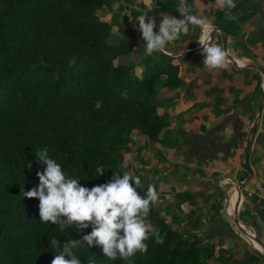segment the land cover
Listing matches in <instances>:
<instances>
[{
	"label": "trees",
	"instance_id": "1",
	"mask_svg": "<svg viewBox=\"0 0 264 264\" xmlns=\"http://www.w3.org/2000/svg\"><path fill=\"white\" fill-rule=\"evenodd\" d=\"M134 2L0 0V264H212L203 238L163 216L149 168L125 178L134 131L173 145L158 104L184 85L177 58L153 42L136 52L153 11L130 9L136 27L111 40L100 12ZM254 11L226 3L214 25L235 37Z\"/></svg>",
	"mask_w": 264,
	"mask_h": 264
},
{
	"label": "crops",
	"instance_id": "2",
	"mask_svg": "<svg viewBox=\"0 0 264 264\" xmlns=\"http://www.w3.org/2000/svg\"><path fill=\"white\" fill-rule=\"evenodd\" d=\"M178 1L179 4L175 5L174 0H148V11H153L152 15H148V49L152 46L151 42L153 45L155 44V35L161 28L181 24L183 7L186 18L180 26L181 29L173 27L161 33L158 43L163 51L172 55L190 50L186 52L188 56L185 59H181L183 56L176 59V63L180 66V76L184 85L174 90H162L163 96L158 104V107H164L163 111L158 110V112L165 116L169 123L166 130L169 132L175 130L177 133V137L174 136L175 139L170 137L169 140L175 145L162 146L160 143L155 146L149 145L150 148L159 146L162 152H168L159 154L160 161L157 157L158 153L156 158L153 154L148 156L155 160L154 164H160L164 170L165 177L167 176L166 181L171 184L168 188L173 190L174 186L173 196L176 195V202H179L175 203V206L181 209L179 211L173 207L172 209L182 220L184 219L180 230L185 229L197 233L203 238L201 244L213 249L210 258L212 264H264V257L258 255L254 249L256 248L255 244L245 234H242L244 237L238 234L232 224L222 218L223 208L220 207L222 193L225 192L222 187L228 184L226 180L233 182L235 176L244 175L242 159L239 158L242 147L245 145L241 138L244 136L245 141L247 140L250 128L248 119L251 115H255L260 103L262 74L254 68L236 67L226 58L224 50L220 52L217 46L211 55H209L211 45L205 55H198L193 50L197 46L199 38L203 42V46H207L208 40H204L207 32L204 31L201 34L203 26H215L214 20L219 11L224 9L226 3L231 8L236 1L241 0ZM252 1L255 4L254 15L239 26L237 36L233 37L227 34V51L235 57L236 62L243 60L245 63L246 59L247 62H253L264 68L262 64L264 57V0ZM154 10L156 11L154 12ZM247 11L250 12L251 8ZM235 18L233 17V20ZM143 35L145 37V34ZM215 35L221 39L219 32H215L213 37ZM144 37L141 35V38ZM244 63L239 65H244ZM258 84L261 89H258ZM218 119H222L225 123L220 129H215L213 127L219 123L216 125L214 123ZM259 131L256 138L260 137ZM245 132L247 133L245 134ZM138 138L144 140V143L141 145L139 142L135 143L134 139L137 138L133 137L134 144L137 145V148H142L147 139L143 135H139ZM254 146L250 152H253ZM200 152L203 155H198ZM145 166L150 168L147 164ZM256 167L258 168V166ZM250 168L252 170L251 177L257 175L252 164H250ZM158 169V174L163 173L162 169L159 167ZM259 169L264 171V166ZM220 173L228 175V178L225 180L218 178L217 180ZM149 174L151 175V173ZM177 174V178L174 179ZM255 181L264 182V178L257 176ZM156 184L151 175V178L148 179V186L152 187ZM233 186L226 205V212L230 216H233L228 212L229 202L234 191ZM184 192L185 194L179 195ZM202 193L205 202L201 200L200 194ZM166 196L168 203H174L171 202L174 199L171 194H166ZM239 200L238 196L233 198L234 211H236ZM248 201L255 216L251 224L264 242V202L256 196ZM168 209L170 214L174 213L170 206ZM208 215L213 218L212 221L208 220ZM198 217L200 220L197 221L199 229H187V222L191 218ZM247 229L254 231L249 227ZM223 230L226 235L220 234ZM218 256H221L223 261L217 259Z\"/></svg>",
	"mask_w": 264,
	"mask_h": 264
},
{
	"label": "rangeland",
	"instance_id": "3",
	"mask_svg": "<svg viewBox=\"0 0 264 264\" xmlns=\"http://www.w3.org/2000/svg\"><path fill=\"white\" fill-rule=\"evenodd\" d=\"M133 8H137V9H139L141 11L147 10L148 9V0H135L134 4H128V5L126 4L125 9L124 10H121V11H119V9H118V4L117 3H114V4L111 5L110 8L103 9L100 12L101 18L104 19V20L109 21L112 24V32H111V37L110 38H111V40L113 41L114 44L116 43V41H119V38L121 37V35L123 34V32L127 28H135L136 27L135 25H136V21H137L138 17L135 16V15H133V13L130 14V9H133ZM260 8H262V7H260ZM117 14H122V16L123 17H126V18H119V17L116 18V15ZM141 20H143V22H144L143 23L144 24L143 25L144 32L141 35L144 37L143 34H145V37L144 38H141L140 37L141 38L140 39L141 41L139 39H137V42L139 43V46H141V48H138L136 50L137 53H140L141 50L143 51L144 49L148 48V19L145 18V17H142ZM204 37H205L204 38L205 41L208 40V34H205ZM210 45H211L212 48H211V50L209 52V55H211V53H213L216 50V46H217V48L219 49L220 52H223L222 40L220 39V37H218V36L215 35L213 37V40L210 42L209 47H210ZM159 46H160V44H159ZM154 47L156 48L155 44H154ZM204 48L205 47L203 45L200 47V49H204ZM126 57L127 58L130 57V55L129 56H126ZM133 57L135 58V56H133ZM130 59H132V58H130ZM237 63L238 64H241V63H244V62H237ZM262 64L264 65V57H263V60H262ZM136 70L139 71L140 70L139 67H136ZM260 94H259V96H260ZM257 108H258V106H257ZM158 110L163 111L164 110V107L160 106V107H158ZM256 112H257V109H256ZM263 112H264V109H263ZM253 117H254V114L251 115L250 118L248 119V124L251 125V123L253 121ZM221 120L222 119H218L214 123V125H216L218 123L219 124L216 125V126H214L213 128L220 129L222 127V125L225 123V121H223V120L221 121ZM261 122H263L262 116H261V120H260L259 129H261ZM165 133H166L165 136L167 137V139H169L170 137H173L175 139L174 136L177 137V133H176L175 130H170V132H169V131H167L165 129L164 132L161 133V137L162 138H164L163 135ZM246 133L247 132H245V134ZM132 135H133L134 138L135 137L137 138V139H134L135 140V143L136 142H139L140 145L144 143L143 142L144 140H142L141 138H138L139 135L136 132H133ZM263 137H264V135H263ZM241 139L244 141V144H245L246 141H245L244 136ZM255 143L256 144H254L255 146L253 147V152H250V155H249V165L252 164L255 167V170L257 171L256 172L257 175L256 174L253 175L250 178V180H248L245 184H243L240 187V190L242 191V193L244 195L245 201H242V203L240 205V210L238 212V217L241 219V221L246 222V223H252L254 221V219H255V216L253 215V212H252V208H251L250 203L248 201L250 199V197H247L246 196V193L256 183H258L257 181H255V180H257V176L258 177L261 176V178H264V171H262V169H259L258 170V168H262L264 166V141H262L260 139V137H257ZM173 145H175V144H173ZM243 148H245V145H243V147H242V152H243ZM176 151H175V153H176ZM163 152L165 153V151H163ZM163 152L159 148V146L158 147H155V148H153V147L150 148L147 142L143 145L142 148H137V145L136 144H133V146L131 148V152L126 156L127 161L130 164V167L127 169V171L125 173V178H127V179L130 178V177L133 178L134 175H136L137 170H138V172H142V169H143V171L146 170V169H148V167H146L145 165L146 164L149 165L150 166V168H149L150 171L149 172L152 171V173H153V174H151L152 175V178H154L155 179V183H157L156 185H154L152 187L149 186L151 192L154 193V194H157V197H156V199H155L154 202L156 204H158V206L162 209L163 216L164 217H168V219H170V215H169L170 212L168 211L169 209H166V208H168L170 206L171 209L173 207V209H175L176 211H179L181 209L180 207H176L175 206V203H179V202H176L177 201V198H175L176 195H175V197L173 196L174 195L173 194V192H174V186L172 187L173 190H171V189L168 188V187L171 186V184L169 183V181L168 182L166 181L167 176L165 177L164 170L160 167V164H156V163L154 164V161L155 160L153 158H150L148 156L149 154H153V156L155 155V158H156V155L158 153V156L157 157H158V160L160 161L159 154H164ZM167 152L168 151H166V153ZM242 152H241L239 158L242 159L241 161L243 163ZM199 154L203 155V153H201V152L198 153V155ZM169 160H171V159H169ZM256 166H258V168ZM158 167L160 169H162L161 171H163V173L158 174V171H159ZM156 169H158V170H156ZM174 170H176V169H174ZM242 170H244L243 167H242ZM242 170H241V172H242ZM154 172H157V174H154ZM258 172H259V174H258ZM142 174H143L142 175L143 176V179L146 181V182H143L142 184L143 185H148V179L151 178V175L147 171L142 172ZM177 176H178V174L175 176L174 179H176ZM227 176L228 175H226V174L223 175L222 173H220L219 176H217V180H218V178L225 180V179L228 178ZM243 177H244V175H237V176H235V178H233L234 179V180H232L233 182H231L229 180H226L228 184L230 183V185L226 184V185H224L225 187L223 186L224 188L222 187V190L225 191V192L222 193V199H221V202H220V207L223 208L222 218L228 220L230 222V224H232L234 230H236V232L238 234H241V233L238 230V226H236V224L234 223V218L231 217V216H229L227 214V212H226V205H227V200H228V197L230 195V190H231V188H229V187L240 183L242 181L240 179L243 178ZM224 184H225V182H224ZM263 184H264V182H263ZM233 190H234L233 191V196L231 198V201L229 202V207H228V212L231 215H234L233 213H234V210H235L234 209L235 206L233 204V198H235L237 196L235 194V187L234 186H233ZM171 191H172V193H171ZM166 194H171L172 195V197L174 199L171 202H174V203H168V197L166 196ZM200 197L202 198L201 200L204 201L203 193L200 194ZM238 197H240V196H238ZM175 210H173V212L176 213ZM208 220L209 221H212L213 218L210 217V215H208ZM183 221H184V219H183ZM187 229H191V230L199 229L198 223H197V221L194 218H191L189 220V222H187ZM179 230H180V227H179ZM224 230L222 232H220L221 235H226V233H224ZM247 244H248V241H247ZM259 255H261V254H259Z\"/></svg>",
	"mask_w": 264,
	"mask_h": 264
},
{
	"label": "water",
	"instance_id": "4",
	"mask_svg": "<svg viewBox=\"0 0 264 264\" xmlns=\"http://www.w3.org/2000/svg\"><path fill=\"white\" fill-rule=\"evenodd\" d=\"M182 11H183V19H182V22L180 25L178 26H175V25H168L166 27H163L160 29V31L157 32V34L155 35V46L156 48L166 54V55H170L172 57H176V58H180L181 56H184L186 54V52L190 51H184L182 53H178V54H169L165 51H163L159 45H158V38L160 36L161 33L165 32L166 30L170 29V28H173V27H177L179 28L183 22L185 21V18H186V12L184 10V8L182 7ZM215 32H219L220 35H221V40H222V47H223V50H224V53H225V56L226 58L233 62L235 64L236 67L238 68H244V67H248V68H254L258 71L261 72L262 74V78H263V81H262V94H261V98H260V103L258 105V108H257V112L255 113L254 117H253V121L250 125V128H249V131H248V137H247V140H246V143H245V148H244V153H243V169L245 170V172L247 173L246 177L244 180H242L240 183L236 184V186H234L236 188V190L238 191V195L241 197V191H240V187L245 184L248 180H250L251 178V173L249 172V170L247 169V165L249 164V154H250V151H251V148L254 144H256V135H257V132L259 130V125H260V120H261V116L262 114L264 113L263 112V109H264V70H261L260 67L258 65H256L255 63L253 62H247V60L245 58H240V59H245V63L244 65H239L237 64L236 60H235V57H233L228 51H227V33L222 29L220 28L219 26H212V29L209 33V41L212 40V37L214 35ZM197 48H193V50L195 51ZM232 186H230L229 188H231ZM241 204V203H240ZM239 205H237V208H236V211L234 213V223L236 224V226H238V230L240 231L241 233V236L243 233H247L245 231V229L243 227L240 226V224H243L245 226V228L249 227V228H252L254 231V235L252 236L256 242L260 245V249H256L254 248L259 254H261V256L264 257V242L262 241L261 237L258 235V232L256 231L255 228H253V225L251 223H246V222H243L239 219L238 217V211H239ZM243 237V236H242ZM247 241V240H246ZM249 243V242H248Z\"/></svg>",
	"mask_w": 264,
	"mask_h": 264
},
{
	"label": "built area",
	"instance_id": "5",
	"mask_svg": "<svg viewBox=\"0 0 264 264\" xmlns=\"http://www.w3.org/2000/svg\"><path fill=\"white\" fill-rule=\"evenodd\" d=\"M177 29V28H176ZM212 27L211 26H203L202 30H201V34L206 31L207 34L210 33ZM212 40L206 42L207 46L204 48V49H200L198 47L202 46L203 45V42L200 41V38L198 40V44L196 46V50L195 52L198 54V55H205L207 53V51L209 50V44ZM258 183H256L251 189H249L246 193V196L247 197H254L256 196L257 198H259L260 200H262L264 202V184L262 181H257ZM244 198V195L242 194V199ZM230 216V215H229ZM234 216V215H233Z\"/></svg>",
	"mask_w": 264,
	"mask_h": 264
},
{
	"label": "bare ground",
	"instance_id": "6",
	"mask_svg": "<svg viewBox=\"0 0 264 264\" xmlns=\"http://www.w3.org/2000/svg\"><path fill=\"white\" fill-rule=\"evenodd\" d=\"M237 61H238V62H243V60H237ZM235 194H236L237 196H239V195H238V191L236 190V188H235ZM241 201H242V197H240V200H239V202H238L237 205L240 206ZM234 213H235V211H234ZM234 213H233V214H234ZM240 226L243 227V228L245 229V231H246L247 233H243V234H245V235L247 236V238L255 244L256 249H260V248H261L260 245H259V244L256 242V240L252 237V236L254 235V233H253L252 231H250L249 229L245 228V226H244L243 224H240Z\"/></svg>",
	"mask_w": 264,
	"mask_h": 264
},
{
	"label": "clouds",
	"instance_id": "7",
	"mask_svg": "<svg viewBox=\"0 0 264 264\" xmlns=\"http://www.w3.org/2000/svg\"><path fill=\"white\" fill-rule=\"evenodd\" d=\"M259 130H260V129H259ZM240 191H241V190H240ZM242 194H243V193H242V191H241V197H242ZM244 200H245V199L243 198L242 201H244ZM242 201H241V203H242ZM240 205H241V204H240ZM239 209H240V207H239ZM238 212H239V211H238ZM231 217L234 218V216H231ZM239 219H240V218H239ZM240 220H241V219H240ZM252 232H253V231H252Z\"/></svg>",
	"mask_w": 264,
	"mask_h": 264
}]
</instances>
